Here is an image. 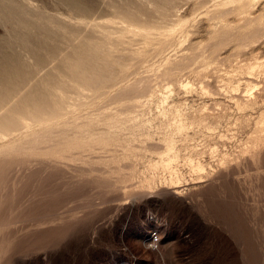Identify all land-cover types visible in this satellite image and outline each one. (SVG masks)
Instances as JSON below:
<instances>
[{"label":"rangeland","instance_id":"374dc122","mask_svg":"<svg viewBox=\"0 0 264 264\" xmlns=\"http://www.w3.org/2000/svg\"><path fill=\"white\" fill-rule=\"evenodd\" d=\"M15 1L68 25L108 23L122 41L108 45L125 69L104 89L64 88L63 120L80 122L74 152L0 153V264H264V0H247L246 9L238 0H157L171 12L143 13L142 25L120 21L107 0ZM116 3L138 9L136 0ZM86 27L76 24L78 34ZM8 35L0 23V47L10 53ZM168 139L176 189L163 183Z\"/></svg>","mask_w":264,"mask_h":264},{"label":"bare ground","instance_id":"6f19581e","mask_svg":"<svg viewBox=\"0 0 264 264\" xmlns=\"http://www.w3.org/2000/svg\"><path fill=\"white\" fill-rule=\"evenodd\" d=\"M143 1H145V0H143ZM171 1H173V0H171ZM171 1H169V3ZM227 1H229V0H227ZM230 1L236 2V0H230ZM246 1L247 0H238L236 2L237 7L239 6L238 8L243 9L245 7ZM148 2L150 4H145V3H147V0L144 3L141 0L140 1L136 0V4H137V8H138L136 12L129 10L128 7L126 6V4L116 3V0H107L106 4L113 11V14L120 18V21L122 19L123 22H126L128 24L136 23L138 25H142L144 23V21L142 20V14L143 13H145V14L147 13L151 16H154L156 14H158L159 16H165L166 12L170 11L169 7H166V5H165L166 4L165 2H168V0L164 1L165 4L162 3V5L164 4L163 6L161 4H160L161 6H159V4H158L159 1L157 2V0H152V2H150L148 0ZM161 2L162 1L160 0V3ZM28 3H30V2L15 1V0H0V23H2L3 26H7V29H8L9 35H10V36L8 35L10 37V40H9V42H7V44L9 45L10 50H11L10 53H8L0 47V153H6V152L13 153L12 151H19L21 154V151L33 152V151L40 150L41 148L43 149L44 147H46L45 151H48V150L49 151H52V150L53 151L54 150L60 151L61 150V152H64V150L71 149V148L73 149L74 147L76 148L77 146L78 147L81 146V145H78L79 144L77 142L78 135H76V133L74 132V129H76L75 125L78 123L80 124V122H78V123L75 122L76 124L74 123L75 124L74 126H71V124H69L67 126V124H66L67 122H65L66 119L63 120V116L65 113L63 112V108L61 107V101H62V98L64 95V92H63L64 88L70 85L73 88L74 87H78V88L82 87L81 89H84V88H86V89L91 88L92 90L97 89V88H100V89L103 88L104 89V87H107V86H109L112 83H115L117 81L114 70L117 68V69H120L122 72H124V70H122L124 65L119 63V61L117 59L118 56L115 55L114 54L115 52L110 49L112 47V42L110 43V46L108 45L110 39H111V41L114 40L113 38H111L112 35H114V33L111 32L110 30H107V26H109L108 23H105V25H104V23H102L105 27L104 26L102 27V25L99 27L96 22H93V23H90L91 21L90 22H88V21L87 22H81V21L78 22V20L76 19L77 21L74 25V23H73V21L75 20L74 19L72 21L73 24L68 25L65 21H64V23L62 21H60L61 19L55 20L53 18H50L48 15L44 14L45 12L44 13L43 12H37V11L34 12V11L30 10L29 9L30 6H28ZM69 3L76 10H82V6H79V5H77L75 3H71V2H69ZM172 3L173 2H171V4ZM248 6H250V5H248ZM165 7L169 10H166ZM170 8H171V6H170ZM246 8H248V7H245V9ZM223 9H225V8H223ZM235 9H237V8L235 7ZM216 12H215V14H218V16H219V13H216ZM170 15H171V13H170ZM221 15H222V13L220 14V16ZM212 16H214V15H212ZM215 16L217 17V15H215ZM58 18H59V16H58ZM105 19H104V21H105ZM222 19H223V17H222ZM107 20H109V19H106L105 22H109ZM68 22H69V20H68ZM112 22H114V21H112ZM110 23H111V19H110ZM114 23L118 24L117 22H114ZM76 24L79 27L82 24V27L87 26L90 29H87V31L83 34L82 33L78 34V32H80V31H78V29L76 28ZM100 24H101V22H100ZM125 26H123V27H125ZM86 28H84V29H86ZM97 28L98 29L101 28V30H98ZM129 28H131V27H129ZM127 29H128V26H127ZM135 29H137V27ZM138 29H140V28H138ZM130 31L134 32L135 30H130ZM143 33H145V30ZM110 34H111V37H110ZM138 34H139V36L142 35L141 33H138ZM147 34H149V33H145V35H147ZM143 37H145V36H143ZM141 38H142V36H141ZM143 40H145V38ZM116 41L118 42V40H116ZM116 41H113L115 43L113 44L112 49L115 47V45L117 43ZM156 41H157V39H156ZM120 43H122V41L117 43L116 46L118 47V45H120ZM14 45L15 46L16 45L21 46L22 50L27 54V57L31 59L30 63L23 62L19 52L14 51L15 50L13 48ZM156 46H157V44H156ZM117 47L114 49L115 51H118ZM156 49H158V48H156ZM110 50L112 53L110 52ZM139 52H142V51H139ZM132 54H134V53H132ZM131 56H133V55H131ZM118 58L122 59V57H118ZM166 58H168V57H166ZM47 59L54 60L55 61L54 66L52 68H50L49 70H44V72H42L41 69L43 68L44 63ZM167 60H169V58ZM187 60H188V58H186L185 61H182L181 64H179V65L169 66L164 71V73L165 74L169 73V71L172 68H179V66H184V65L186 66ZM261 65H264V63ZM251 67H249V68H251ZM124 69H125V66H124ZM263 69H264V66H263ZM120 70H116V72L117 71L119 72ZM121 71L119 73H122ZM124 83H122V84H124ZM140 83L133 86L131 90L135 91V90L141 89L143 84H140ZM120 87H122V86H120ZM75 89H77V88H75ZM128 90H129V88H128ZM66 94H68V93H66ZM76 95H78V94H76ZM68 98H71V96H69ZM141 101L142 100H139V97H138V98H136V100H134V103L140 104ZM159 104H161V103H159ZM68 105H70V104H68ZM66 108H67V106H66ZM69 108L70 107H68V109ZM113 115L114 114H112V116ZM176 115H178V114H176ZM71 117H73V116H71ZM90 118H91V116H90ZM99 118H100V116H99ZM76 119H79V118H76ZM82 119H83V117H82ZM85 119H86V117H85ZM68 120H70V119H67V121ZM178 120H179V118H178ZM74 121H76V120L74 119ZM107 122H109V121H107ZM68 123H69V121H68ZM82 124H84V123L81 121V125ZM85 124H86V122H85ZM85 124H84V126H85ZM87 124H89V123L87 122ZM178 124H180V123L178 122ZM108 126L106 125V127H108ZM113 126H115V125H113ZM186 126H187V124H186ZM180 128H181V126H180ZM70 131H72V132H70ZM88 131H89V129H88ZM109 131H111V130H109ZM54 132H55L54 137L59 136L58 139H56V141L52 138V134ZM58 132H60L59 135L58 134L56 135V133H58ZM82 132H80V134ZM90 132H91V130H90ZM92 133H93V131H92ZM95 135H97V134L95 133ZM81 137L84 138V134ZM86 137H87V135H86ZM106 137H109V136H106ZM95 138H96V136H95ZM87 139H89V138H87ZM98 139H100V138L98 137ZM99 141H101V140H99ZM49 142L50 143L52 142V143L50 144ZM98 142H96V143L99 144L100 142L99 143ZM88 143H89V141H88ZM101 143L103 144V142H101ZM105 144H103V145H105ZM103 145H101V146H103ZM86 146L87 145H85V147ZM91 146H93V145H91ZM165 146H166L165 152H164V154L163 153L162 154H163V156L166 155V157L165 158L163 157V159H161L160 162L162 163V166H164L166 169L169 170V175H168V177L166 176L167 178L164 179L163 183L166 184L165 185L166 188H167V186H169V187H171V189H172V187H174L176 189L178 186H180L179 183L181 181V177H180L181 173H179L178 169H176L173 165H171L172 161L178 160V155L176 153V150H174L175 147L173 146V139H168L165 143ZM83 147H84V144H83ZM76 151L77 150H75V152ZM67 152L69 153L71 151L67 150ZM72 152H74V151H72ZM1 155H3V154H1ZM66 155H68V154H66ZM66 155H65V157H66ZM62 157H63V155H62ZM64 159H66V158H64ZM186 161H187V164L189 165L188 167H190L191 171H194L196 173H203V171L205 170L204 165L199 160L194 161V159L187 157ZM78 163H80V162H78ZM157 164H159V162ZM94 169H96V168H94ZM173 193L174 194L178 193V191L174 190Z\"/></svg>","mask_w":264,"mask_h":264},{"label":"built area","instance_id":"2783aa9c","mask_svg":"<svg viewBox=\"0 0 264 264\" xmlns=\"http://www.w3.org/2000/svg\"><path fill=\"white\" fill-rule=\"evenodd\" d=\"M150 245H152L153 247H157V245L153 242L152 244H150Z\"/></svg>","mask_w":264,"mask_h":264}]
</instances>
